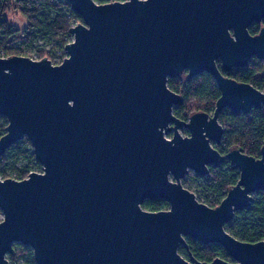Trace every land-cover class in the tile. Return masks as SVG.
Listing matches in <instances>:
<instances>
[{
  "label": "water",
  "instance_id": "obj_1",
  "mask_svg": "<svg viewBox=\"0 0 264 264\" xmlns=\"http://www.w3.org/2000/svg\"><path fill=\"white\" fill-rule=\"evenodd\" d=\"M66 1L83 21L70 28L62 63L0 57V159L27 137L42 165L0 178V264H11L16 243L36 264H264V241L225 228L264 191V141L258 158L213 145L224 109L264 108L263 91L222 72L264 61V26L249 32L264 20V0ZM202 73L220 91L214 112L178 118L185 99L168 80ZM226 160L240 177L218 206L183 185L190 171L204 177ZM156 199L169 209L143 208ZM187 237L221 245L235 262L185 258Z\"/></svg>",
  "mask_w": 264,
  "mask_h": 264
},
{
  "label": "trees",
  "instance_id": "obj_2",
  "mask_svg": "<svg viewBox=\"0 0 264 264\" xmlns=\"http://www.w3.org/2000/svg\"><path fill=\"white\" fill-rule=\"evenodd\" d=\"M95 2L104 4L110 0H95ZM10 13H19L26 18L27 24L22 30L9 23L8 14ZM82 21V17L71 10L66 0H0V51L2 50L0 57L12 55L29 57L30 54L25 48L32 47L39 36L57 38L59 40L57 49L63 50L71 37L70 28ZM263 26L264 20L262 23H253L249 27L250 34H258ZM65 38L68 40L66 41ZM50 55L49 52L40 51L38 57L40 59L46 56L51 58ZM218 65L221 68L220 62ZM222 72L229 78L249 83L264 92L263 60L252 58L247 67L233 68L231 71ZM168 85L171 90L181 94L185 99L183 105L174 108V114L183 120H187L192 113L198 111L213 113L216 101L220 97L217 84L213 76L208 73H202L193 79H188L186 75L180 78H170ZM198 97L207 98V102L200 105L201 101H198L199 105L195 106L193 100ZM219 120L224 127V135L221 143H213L217 150L225 155L233 148H242L246 154L257 158L260 156L264 141V108L253 109L250 114H235L226 108L220 114ZM7 125V119L0 117V137L6 133ZM185 134L189 135L187 129H185ZM34 158L32 144L27 137H24L12 145L1 157L0 178H11V175L7 174L3 167L7 164L14 165L21 159L29 161V169L15 171L17 178L14 179L22 180L31 172H37L34 171L35 168L31 163ZM190 176L196 177L193 174ZM239 177V169L235 168L228 160L218 167L211 166L209 174L199 178L204 180L202 188L205 196L198 198L199 201L210 207L218 206L227 195L228 190L237 183ZM183 185L188 188L186 181L183 182ZM142 206L153 212L169 209V204L163 199L147 200ZM225 228L243 242L264 241V191H257L250 207L237 211ZM186 242L188 248L181 246L179 252L187 259L192 253L197 260L202 262H210L216 258L233 260L219 244H202L189 237L186 238ZM14 248L15 253L8 256L11 264H16L19 257H27L32 261V264H36L33 250L29 246L16 243Z\"/></svg>",
  "mask_w": 264,
  "mask_h": 264
},
{
  "label": "rangeland",
  "instance_id": "obj_3",
  "mask_svg": "<svg viewBox=\"0 0 264 264\" xmlns=\"http://www.w3.org/2000/svg\"><path fill=\"white\" fill-rule=\"evenodd\" d=\"M8 20H9L10 24L14 25V27L18 28L19 30H22L24 28V26L27 24L26 18L24 16H22L21 14H19V13H10V14H8ZM71 38L72 37H70V39ZM67 40L68 39H66V41ZM58 44H59V40L57 38L56 39H53V38H50V37L43 38V37L39 36L38 39L33 43L32 47H28V48H25V49H26V51L29 52V54L31 56L32 55H38L40 51H46V52H49L51 54L50 57H56L57 56V52L59 51L57 49L58 48L57 47ZM15 45H16V43H15ZM1 51H0V53L2 54ZM38 60H40V58H38ZM206 99L198 97V98L193 100L194 101L193 104L195 106H197V105H199L198 101H201L200 105H203L205 102H207ZM0 117H3V116H0ZM180 133L183 136H187L185 134V129H181ZM167 137L171 138L172 134H168ZM31 163H32L33 167L35 168L34 171L42 172V165L37 161L36 158L32 159ZM28 164H29L28 160L21 159V160L17 161L14 165L7 164L3 168L7 172V174L12 175L15 171L18 172V170L22 171L25 168H28ZM190 174H193L196 177H193V176L191 177ZM204 177H206V176H204ZM199 178H203V177H199L193 171H190L184 178L181 179L182 183L184 181H186L188 183V188L192 192H194L196 194L197 198L205 197L204 196V192H203V188H202V186L204 184V180L203 179H199ZM2 219H3V213L0 210V221ZM15 263L16 264H32V261L29 258H27V257H19L16 260Z\"/></svg>",
  "mask_w": 264,
  "mask_h": 264
},
{
  "label": "built area",
  "instance_id": "obj_4",
  "mask_svg": "<svg viewBox=\"0 0 264 264\" xmlns=\"http://www.w3.org/2000/svg\"><path fill=\"white\" fill-rule=\"evenodd\" d=\"M78 24V23H77ZM77 24H74L73 26H75V25H77ZM71 39L69 40V42L68 43H70V42H72L73 41V35H71ZM68 56V54H67V52H66V50H65V48L63 49V50H59L58 52H57V56L56 57H51L50 59L52 60V63L53 64H60V63H62L63 62V60L66 58ZM30 58H32V59H35V60H38V55H30L29 56ZM11 178H17V175H16V173H14V174H12L11 175Z\"/></svg>",
  "mask_w": 264,
  "mask_h": 264
},
{
  "label": "flooded vegetation",
  "instance_id": "obj_5",
  "mask_svg": "<svg viewBox=\"0 0 264 264\" xmlns=\"http://www.w3.org/2000/svg\"><path fill=\"white\" fill-rule=\"evenodd\" d=\"M184 247H185V246H184ZM185 248H186V247H185ZM187 248H188V247H187ZM189 255H190V256H191V255L193 256V254H192V253H190ZM189 258H190V257H189ZM189 258H188V259H189ZM229 262H232V263H234L235 261H234V260H232V261H229Z\"/></svg>",
  "mask_w": 264,
  "mask_h": 264
}]
</instances>
